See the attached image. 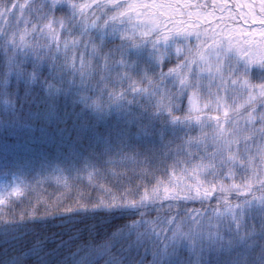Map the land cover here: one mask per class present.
I'll return each mask as SVG.
<instances>
[{"label":"snow or ice","instance_id":"snow-or-ice-1","mask_svg":"<svg viewBox=\"0 0 264 264\" xmlns=\"http://www.w3.org/2000/svg\"><path fill=\"white\" fill-rule=\"evenodd\" d=\"M0 264H264V0H0Z\"/></svg>","mask_w":264,"mask_h":264}]
</instances>
